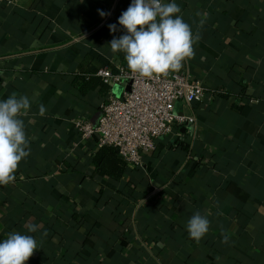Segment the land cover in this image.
<instances>
[{"label":"crops","instance_id":"obj_1","mask_svg":"<svg viewBox=\"0 0 264 264\" xmlns=\"http://www.w3.org/2000/svg\"><path fill=\"white\" fill-rule=\"evenodd\" d=\"M131 2L0 0V101L30 99L20 117L30 153L0 185V242L34 236L25 264H264V0H174L194 34L204 21L174 72L207 94L175 102L195 121L155 139L138 168L73 127H96L102 106L129 89L96 72L128 70L108 43L126 34L118 18ZM96 160L121 174H101ZM197 212L210 221L198 242L185 227ZM30 219L42 230L27 233Z\"/></svg>","mask_w":264,"mask_h":264},{"label":"clouds","instance_id":"obj_2","mask_svg":"<svg viewBox=\"0 0 264 264\" xmlns=\"http://www.w3.org/2000/svg\"><path fill=\"white\" fill-rule=\"evenodd\" d=\"M99 11V10H98ZM179 5L174 0H132L128 8L118 18V24L126 30L119 38L113 37L108 43L113 53H124L128 70L141 78H155L170 71H179L182 62L194 56L193 45L199 41V22L194 34L191 26L181 15ZM101 17L104 12H99ZM110 32L117 31L116 25H109ZM30 99L15 93L0 101V185L15 180L20 161L26 158L29 140L25 133V122L20 117L27 116ZM46 109L39 106V115ZM28 149V150H26ZM210 221L199 212L187 221L186 231L189 238L199 241L209 230ZM27 233L42 230V225L28 220ZM43 235H47L46 230ZM223 235L221 243H227ZM37 249V240L29 234L11 232L0 242V264H25Z\"/></svg>","mask_w":264,"mask_h":264},{"label":"built area","instance_id":"obj_3","mask_svg":"<svg viewBox=\"0 0 264 264\" xmlns=\"http://www.w3.org/2000/svg\"><path fill=\"white\" fill-rule=\"evenodd\" d=\"M96 75L106 85L129 82L121 97H111L102 106V115L94 127L84 119L75 120L74 129L82 138L97 135L100 148L112 147L130 168L143 164V157L154 150V141L171 133L176 123H192L195 118L174 111L176 101L202 102L207 90L186 73L170 71L152 79L141 78L121 67L117 72L100 68Z\"/></svg>","mask_w":264,"mask_h":264},{"label":"trees","instance_id":"obj_4","mask_svg":"<svg viewBox=\"0 0 264 264\" xmlns=\"http://www.w3.org/2000/svg\"><path fill=\"white\" fill-rule=\"evenodd\" d=\"M105 150H108L109 154H111L113 157H116V160H117L118 153H117V150L115 148L102 147L101 150H100L101 151L100 153H102ZM98 154H99V152H98ZM118 159H120V158H118ZM117 162H119V160ZM96 163H97L96 168H97L98 172H100L101 174H110V173H112L116 177H118L121 174V171L116 172V170L113 169L112 172H111V169L108 170L109 169V165L108 164H107V167L104 169L103 162H101V160H96Z\"/></svg>","mask_w":264,"mask_h":264}]
</instances>
